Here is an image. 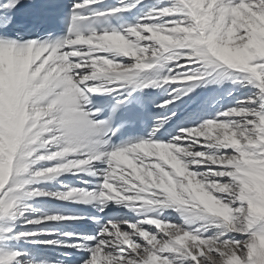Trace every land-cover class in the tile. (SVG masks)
<instances>
[{
  "label": "snow or ice",
  "instance_id": "6c2138e0",
  "mask_svg": "<svg viewBox=\"0 0 264 264\" xmlns=\"http://www.w3.org/2000/svg\"><path fill=\"white\" fill-rule=\"evenodd\" d=\"M22 2L0 264H264V0H67L58 33Z\"/></svg>",
  "mask_w": 264,
  "mask_h": 264
},
{
  "label": "bare ground",
  "instance_id": "6f19581e",
  "mask_svg": "<svg viewBox=\"0 0 264 264\" xmlns=\"http://www.w3.org/2000/svg\"><path fill=\"white\" fill-rule=\"evenodd\" d=\"M125 59H127V58H125ZM2 128H3V114H2V111H0V129H2ZM4 151H5L4 138H3V136H0V161H2V158L4 156ZM2 170H3V164H2V162H0V171H2ZM43 187L52 189L53 191H55V188H56V186L54 184L44 185ZM73 207H79V206L73 205Z\"/></svg>",
  "mask_w": 264,
  "mask_h": 264
}]
</instances>
